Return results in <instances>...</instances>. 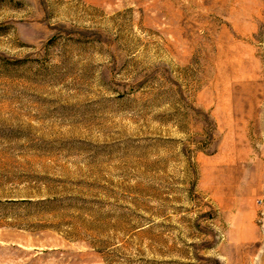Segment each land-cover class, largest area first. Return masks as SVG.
<instances>
[{
	"label": "rangeland",
	"instance_id": "obj_1",
	"mask_svg": "<svg viewBox=\"0 0 264 264\" xmlns=\"http://www.w3.org/2000/svg\"><path fill=\"white\" fill-rule=\"evenodd\" d=\"M0 264H264V0H0Z\"/></svg>",
	"mask_w": 264,
	"mask_h": 264
}]
</instances>
